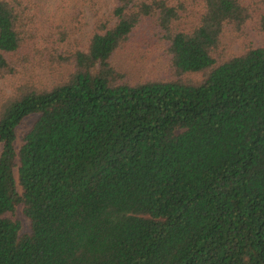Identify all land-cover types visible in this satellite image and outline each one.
<instances>
[{
  "label": "trees",
  "instance_id": "trees-1",
  "mask_svg": "<svg viewBox=\"0 0 264 264\" xmlns=\"http://www.w3.org/2000/svg\"><path fill=\"white\" fill-rule=\"evenodd\" d=\"M97 1L0 0V264H264V47H231L264 0H107L81 50ZM143 29L169 72L134 82Z\"/></svg>",
  "mask_w": 264,
  "mask_h": 264
},
{
  "label": "rangeland",
  "instance_id": "rangeland-1",
  "mask_svg": "<svg viewBox=\"0 0 264 264\" xmlns=\"http://www.w3.org/2000/svg\"><path fill=\"white\" fill-rule=\"evenodd\" d=\"M189 3V12H192L191 6H196L195 0H186ZM39 2V1H38ZM113 8V3L107 0H100L93 5L86 6L82 11L77 31L72 35L70 43L85 50L88 45V40L96 21L103 20L109 17ZM54 7L45 9L48 15H52ZM254 47H264V32L258 30L255 22L248 24L245 28L244 39H238L234 43L232 49L237 51L240 42ZM238 42V43H237ZM116 67L126 73L128 77L136 82L148 79H161L169 72V58L166 53L165 46L153 36L151 31L146 29L139 30L133 34L128 45L116 57ZM38 76L45 77L46 71L36 72ZM37 116L32 115L25 118L16 128V138L14 142L15 152L18 153L23 144V137L31 129L35 123ZM2 145L0 143V153ZM18 166V160L16 159ZM14 176L17 180V168L14 169ZM18 192L20 187L17 186ZM5 218L11 221H17L20 224V234L30 232V221L23 213V206L19 205L12 213H7Z\"/></svg>",
  "mask_w": 264,
  "mask_h": 264
}]
</instances>
